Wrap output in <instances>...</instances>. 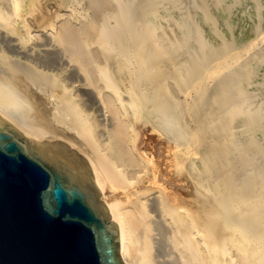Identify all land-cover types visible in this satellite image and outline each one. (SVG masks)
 <instances>
[{
    "label": "bare ground",
    "instance_id": "6f19581e",
    "mask_svg": "<svg viewBox=\"0 0 264 264\" xmlns=\"http://www.w3.org/2000/svg\"><path fill=\"white\" fill-rule=\"evenodd\" d=\"M74 3L75 22L35 31L0 0V118L85 157L127 264H264V0ZM64 71L53 95L32 81ZM70 106L89 147L58 127ZM144 111L188 183L141 180L127 119Z\"/></svg>",
    "mask_w": 264,
    "mask_h": 264
},
{
    "label": "water",
    "instance_id": "95a60500",
    "mask_svg": "<svg viewBox=\"0 0 264 264\" xmlns=\"http://www.w3.org/2000/svg\"><path fill=\"white\" fill-rule=\"evenodd\" d=\"M84 156L0 118V264H127Z\"/></svg>",
    "mask_w": 264,
    "mask_h": 264
},
{
    "label": "rangeland",
    "instance_id": "374dc122",
    "mask_svg": "<svg viewBox=\"0 0 264 264\" xmlns=\"http://www.w3.org/2000/svg\"><path fill=\"white\" fill-rule=\"evenodd\" d=\"M18 3L19 7L15 11L9 5L6 6L10 15L9 23L24 19L36 25V27H33L35 31H38L40 27L48 28L50 23L60 26V23L67 22L69 18H72L71 21L75 22L79 12V6L74 3V0H18ZM82 27L84 26L77 25V29ZM18 61L23 65L29 64L21 59ZM23 65L11 66L9 70H12L18 76L22 75L25 72L22 68ZM67 78L68 74L64 71L63 73L53 72L51 75L34 77L32 81L49 87V89H52L53 95V90L62 91V88L63 90L66 88ZM107 91L111 92L109 89ZM73 94L76 95L77 92L74 91ZM76 100H79L78 104L80 105L83 103L81 99ZM71 102L73 106L77 107L75 100ZM66 116L65 119H59L62 122L59 121L61 125L59 124L58 127L63 131L66 130L65 132L76 141H80L88 147L91 146L93 131L89 126V120L76 119L78 116L72 112L71 106L68 107ZM127 120L131 126V133L134 134L132 146L136 147L137 154L141 156L146 166V173L141 175V180L150 182L152 179H157L161 182L188 183L186 170L177 168L176 159L171 151L172 141L169 134L153 119L151 113L144 111L141 114L130 116ZM165 148H169L170 151Z\"/></svg>",
    "mask_w": 264,
    "mask_h": 264
}]
</instances>
